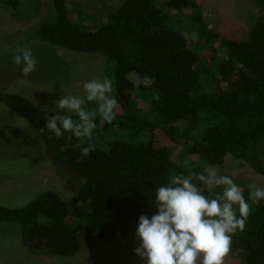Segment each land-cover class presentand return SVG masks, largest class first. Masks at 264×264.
<instances>
[{
    "label": "trees",
    "instance_id": "16d2710c",
    "mask_svg": "<svg viewBox=\"0 0 264 264\" xmlns=\"http://www.w3.org/2000/svg\"><path fill=\"white\" fill-rule=\"evenodd\" d=\"M29 1L35 14L39 1ZM24 2L0 0L15 15ZM119 2L108 20L90 27L79 20L74 0H52V17L31 27L26 39L102 59L96 78L112 80L118 106L114 121L96 115V125L102 120L103 132L118 127L146 139H115L100 148L95 135L91 141L69 140L70 133L56 138L45 128L50 108L16 90L0 89V105L23 117L44 143L47 159L75 179L65 176L73 183L68 199L48 189L23 206L0 205V223H15L23 246L33 253L47 249L72 256L93 234L107 241L118 234L135 239L139 215L154 212L153 190L171 175L222 166L228 156L264 175V14L235 39L209 28L196 0ZM254 2L264 9V0ZM72 3L76 13L70 11ZM179 11L189 18L196 49L172 29ZM204 46L213 48L207 61L200 55ZM145 75L155 84L144 87ZM89 145L92 150L82 157ZM249 184L238 183L246 200ZM230 251L243 264H264V201L251 205L247 225L233 237Z\"/></svg>",
    "mask_w": 264,
    "mask_h": 264
},
{
    "label": "rangeland",
    "instance_id": "374dc122",
    "mask_svg": "<svg viewBox=\"0 0 264 264\" xmlns=\"http://www.w3.org/2000/svg\"><path fill=\"white\" fill-rule=\"evenodd\" d=\"M20 1L25 2L22 11L20 8L15 11L16 15L13 10L0 4V89L16 90L50 109L62 95L83 96V84L96 79V76L101 77L98 68L104 62L89 54L60 50L37 40L26 39L27 31L40 20L50 19L54 11L52 0H38L39 6L35 14L31 1ZM74 1L80 9L79 20L90 24V27L99 26L100 20H108V13L120 3V0ZM196 1L203 9L207 26L219 35L229 38H242L254 21L264 14V9L259 8L254 0ZM73 5H69L70 11L76 13L77 9ZM176 18L181 20H172L173 28L169 24L164 26L181 32L191 47L198 48V39L188 29L187 15L179 11ZM25 47L31 50L37 61L35 70L26 77L22 75L21 67L13 63V55ZM206 47L200 53L205 61L213 52V48ZM132 77H136L135 73H131L130 78ZM141 103L138 100L137 106L142 105ZM102 125L101 120L99 126L96 125L93 130L100 148H106L115 139L135 142L146 139V136H136L131 130L125 131L118 127L103 132ZM47 151L39 135L23 117L0 105V205L23 206L48 189L58 192L64 199L70 197L73 185L71 180L75 182V179L47 159ZM207 168L218 175L230 176L237 184L243 181L264 188V175L243 167L241 161L230 156L222 166ZM67 175L71 180L65 177ZM138 244L137 238L118 234L107 241L93 234L82 242L79 251L72 256L57 255L47 249L33 253L23 246L19 227L15 223H0V264H144L134 254ZM224 264L243 263L241 256L237 257L230 251L224 258Z\"/></svg>",
    "mask_w": 264,
    "mask_h": 264
},
{
    "label": "clouds",
    "instance_id": "9594fccd",
    "mask_svg": "<svg viewBox=\"0 0 264 264\" xmlns=\"http://www.w3.org/2000/svg\"><path fill=\"white\" fill-rule=\"evenodd\" d=\"M13 63L21 67L26 77L35 70L37 61L25 47L13 55ZM141 83L151 87L155 78L145 75ZM83 93V96L62 95L55 101L45 128L56 138L70 133L69 140L76 137L91 141L96 128L93 117L99 115L108 123L116 119L118 100L109 77L86 81ZM90 103L96 108L88 110L86 105ZM91 150V145L83 147L81 156L86 158ZM220 187L222 193L211 194ZM261 201H264V188L250 183L246 200L230 176L218 175L207 167L199 173L171 175L153 190L150 201L153 214H141L137 219L135 237L139 244L134 254L144 264H224L233 237L247 225L251 205Z\"/></svg>",
    "mask_w": 264,
    "mask_h": 264
}]
</instances>
